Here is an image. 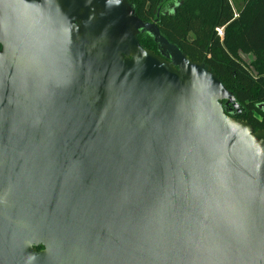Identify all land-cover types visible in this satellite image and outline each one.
Masks as SVG:
<instances>
[{"label": "water", "instance_id": "95a60500", "mask_svg": "<svg viewBox=\"0 0 264 264\" xmlns=\"http://www.w3.org/2000/svg\"><path fill=\"white\" fill-rule=\"evenodd\" d=\"M238 107L128 0H0V264H264Z\"/></svg>", "mask_w": 264, "mask_h": 264}, {"label": "trees", "instance_id": "16d2710c", "mask_svg": "<svg viewBox=\"0 0 264 264\" xmlns=\"http://www.w3.org/2000/svg\"><path fill=\"white\" fill-rule=\"evenodd\" d=\"M128 1L140 19L154 22L170 43L214 70L239 105L235 117L264 129V0H246L237 11L230 0H181L168 10L165 0ZM138 40L159 54L150 33H139Z\"/></svg>", "mask_w": 264, "mask_h": 264}, {"label": "rangeland", "instance_id": "374dc122", "mask_svg": "<svg viewBox=\"0 0 264 264\" xmlns=\"http://www.w3.org/2000/svg\"><path fill=\"white\" fill-rule=\"evenodd\" d=\"M178 1H181V0H174V2H178ZM172 6H173V4L170 3V4H169L168 6H166L165 8H166V10H168V9H170ZM242 57H243V59H244V61H245L246 63H249V62H251V60H252V56H251V55H243Z\"/></svg>", "mask_w": 264, "mask_h": 264}, {"label": "crops", "instance_id": "0c3cea01", "mask_svg": "<svg viewBox=\"0 0 264 264\" xmlns=\"http://www.w3.org/2000/svg\"><path fill=\"white\" fill-rule=\"evenodd\" d=\"M233 7H234V10H238L246 0H230Z\"/></svg>", "mask_w": 264, "mask_h": 264}, {"label": "built area", "instance_id": "2783aa9c", "mask_svg": "<svg viewBox=\"0 0 264 264\" xmlns=\"http://www.w3.org/2000/svg\"><path fill=\"white\" fill-rule=\"evenodd\" d=\"M215 31L220 37L222 36V34H223V28L222 27L215 28Z\"/></svg>", "mask_w": 264, "mask_h": 264}, {"label": "flooded vegetation", "instance_id": "af4514ba", "mask_svg": "<svg viewBox=\"0 0 264 264\" xmlns=\"http://www.w3.org/2000/svg\"><path fill=\"white\" fill-rule=\"evenodd\" d=\"M166 1V5L168 6L170 3H173L174 0H165Z\"/></svg>", "mask_w": 264, "mask_h": 264}]
</instances>
